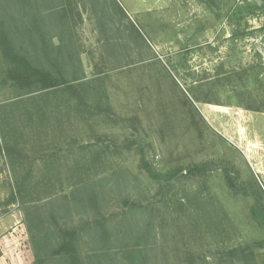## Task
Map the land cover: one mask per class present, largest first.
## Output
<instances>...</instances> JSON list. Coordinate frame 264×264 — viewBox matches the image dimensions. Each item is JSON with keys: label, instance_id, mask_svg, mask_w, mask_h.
Here are the masks:
<instances>
[{"label": "rangeland", "instance_id": "1", "mask_svg": "<svg viewBox=\"0 0 264 264\" xmlns=\"http://www.w3.org/2000/svg\"><path fill=\"white\" fill-rule=\"evenodd\" d=\"M258 4L0 0L10 37L34 57L62 53L87 104L0 88V264H33L26 220L35 207L79 230L85 264H264V226L246 191L264 193ZM203 108L229 116L210 123ZM141 150L162 174L208 172L158 183ZM227 170L244 189L229 187Z\"/></svg>", "mask_w": 264, "mask_h": 264}, {"label": "trees", "instance_id": "2", "mask_svg": "<svg viewBox=\"0 0 264 264\" xmlns=\"http://www.w3.org/2000/svg\"><path fill=\"white\" fill-rule=\"evenodd\" d=\"M256 7L264 15V0H259ZM44 51L43 58L28 54L10 37L6 28L0 25V56L3 63L0 72V88L11 89L19 97L50 90L58 91L78 100L81 108L86 107L87 104L78 88L68 79L62 53L55 54L50 48ZM43 60L47 62V65L42 63ZM2 152L4 151L0 147V154ZM141 155V168L147 172L150 179L158 183L169 182L181 175L205 176L208 172V166L201 164L162 174L153 170L143 150ZM226 180L231 189L237 190L241 187L244 189V186L238 185L236 178L228 170ZM248 189L247 193L254 198L252 217L264 226V193L256 184H252ZM18 193L21 194V189ZM26 224L34 255L33 264H85L80 253L79 230L76 227L60 225L54 216H50L48 222L36 207L27 212ZM100 237L103 241L108 239V231L103 223L100 225ZM256 245L263 247L264 242H258ZM1 256L0 251V258Z\"/></svg>", "mask_w": 264, "mask_h": 264}, {"label": "crops", "instance_id": "3", "mask_svg": "<svg viewBox=\"0 0 264 264\" xmlns=\"http://www.w3.org/2000/svg\"><path fill=\"white\" fill-rule=\"evenodd\" d=\"M202 114L205 119L212 123V121L216 122V124H222L228 118V114L226 112H221V110H216L215 108H203ZM228 115V116H227ZM232 129H223V133L228 134L231 138H237L232 134ZM2 260H0L1 262ZM5 264H8L7 260L4 261Z\"/></svg>", "mask_w": 264, "mask_h": 264}, {"label": "built area", "instance_id": "4", "mask_svg": "<svg viewBox=\"0 0 264 264\" xmlns=\"http://www.w3.org/2000/svg\"><path fill=\"white\" fill-rule=\"evenodd\" d=\"M263 160H264V155H263Z\"/></svg>", "mask_w": 264, "mask_h": 264}]
</instances>
